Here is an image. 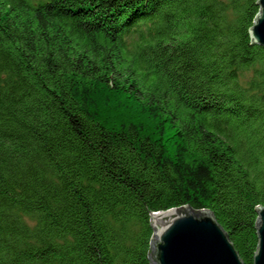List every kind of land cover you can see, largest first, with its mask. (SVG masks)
Instances as JSON below:
<instances>
[{
	"label": "trees",
	"instance_id": "obj_1",
	"mask_svg": "<svg viewBox=\"0 0 264 264\" xmlns=\"http://www.w3.org/2000/svg\"><path fill=\"white\" fill-rule=\"evenodd\" d=\"M258 11L255 0H0V264H150L145 208L181 205L209 210L252 264Z\"/></svg>",
	"mask_w": 264,
	"mask_h": 264
},
{
	"label": "water",
	"instance_id": "obj_2",
	"mask_svg": "<svg viewBox=\"0 0 264 264\" xmlns=\"http://www.w3.org/2000/svg\"><path fill=\"white\" fill-rule=\"evenodd\" d=\"M255 3L259 11L247 33L249 43L264 48V0H255ZM145 210L152 230L146 255L150 264H241L209 210H195L188 205L151 213ZM254 211L258 243L252 264H264V206H257Z\"/></svg>",
	"mask_w": 264,
	"mask_h": 264
},
{
	"label": "rangeland",
	"instance_id": "obj_3",
	"mask_svg": "<svg viewBox=\"0 0 264 264\" xmlns=\"http://www.w3.org/2000/svg\"><path fill=\"white\" fill-rule=\"evenodd\" d=\"M37 1H41V0H30L31 3L37 2Z\"/></svg>",
	"mask_w": 264,
	"mask_h": 264
}]
</instances>
